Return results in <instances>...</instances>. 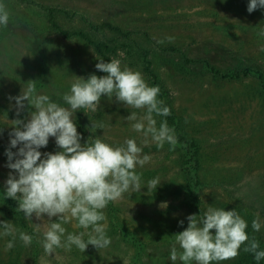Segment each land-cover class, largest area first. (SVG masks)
<instances>
[{
  "label": "rangeland",
  "instance_id": "1",
  "mask_svg": "<svg viewBox=\"0 0 264 264\" xmlns=\"http://www.w3.org/2000/svg\"><path fill=\"white\" fill-rule=\"evenodd\" d=\"M34 1L55 9L57 27L47 11L21 0H4L10 20L0 27V219L13 221L18 229L11 250L5 243L12 237H0V264H172V246L180 250L175 234L187 227L189 215L202 216L209 205L235 208L248 223L249 239L258 240L264 249V228L255 232L251 227L257 214L264 219V81L259 76L264 75V9L249 13L248 0ZM106 24L127 32L120 38L123 46L109 44L117 34ZM82 36L102 45L109 60L120 59L122 67L140 71L149 85L160 87L159 98L173 117L168 124L180 143L174 150L168 144L162 149L155 143L143 145L133 122L123 119L141 110L115 97H102L94 113L78 110L82 143L93 135L91 124H104L95 129L96 136L113 146L135 138L152 160L137 169L145 188L125 193L104 210L112 238L108 248L89 245L81 252L73 246L48 255L41 244L50 226L47 217L29 221L18 202L3 194L11 171L5 166V149L11 121L17 118L9 97L35 81L38 92L64 104L62 95L70 91L75 76L104 75L95 68L101 55ZM169 36L174 39L167 40ZM13 73L19 84L11 80ZM25 104L20 116L27 119L33 109ZM156 118L158 123L166 119ZM190 144L195 146V159L188 156ZM57 150L54 138L41 149ZM157 176L160 185L148 192L147 181ZM64 226L68 232L85 231L75 219ZM19 232L33 235L30 246L19 239ZM221 264L257 261L242 245L237 257Z\"/></svg>",
  "mask_w": 264,
  "mask_h": 264
},
{
  "label": "clouds",
  "instance_id": "2",
  "mask_svg": "<svg viewBox=\"0 0 264 264\" xmlns=\"http://www.w3.org/2000/svg\"><path fill=\"white\" fill-rule=\"evenodd\" d=\"M258 8L264 9V0H248L249 13ZM9 20L10 13L4 0H0V27L7 26ZM173 39L167 37L169 41ZM97 60L95 68L105 74L93 73L87 78L74 75L70 91L62 95L64 104L38 92L35 81L19 95L9 97L15 102L17 118L11 121L9 146L5 149V166L11 171L4 181L3 194L4 198L18 202V209L29 221L33 216L38 220L47 217L50 226L43 233L41 244L48 255L58 248L71 250L73 246L81 252L89 245L98 250L108 248L112 238L104 210L125 193L145 188L142 173L137 169L152 160L135 138L113 146L96 136L95 129L105 127L104 124H91L93 135L82 143L76 121L78 110L94 113L101 108L102 97H115L121 104L141 110L132 111L123 119L133 122L131 127L143 136V145L155 143L162 149L168 144L174 150L180 143L167 119L157 121L158 116L171 115V108L159 98L160 87L149 85L140 71L122 67L118 58ZM25 102L33 109L27 119L20 116ZM50 138H54L58 150L42 152ZM161 181L159 176L148 180V192H155ZM72 219L85 231L68 232L64 224ZM186 219L187 227L175 234L180 250L175 244L172 246L168 257L172 264H221L237 257L242 245L244 252L253 254L257 264L264 260V249L258 240L249 239L248 223L235 208L225 210L209 205L202 216L191 214ZM179 223L183 225L184 221ZM33 224L34 230L39 231V225ZM251 227L259 232L264 228V219L257 214ZM17 231L13 221L0 219V237H12L5 243L6 250L16 246ZM19 239L30 246L34 237L19 232Z\"/></svg>",
  "mask_w": 264,
  "mask_h": 264
},
{
  "label": "trees",
  "instance_id": "3",
  "mask_svg": "<svg viewBox=\"0 0 264 264\" xmlns=\"http://www.w3.org/2000/svg\"><path fill=\"white\" fill-rule=\"evenodd\" d=\"M21 1H23V2H30V4H32V5H36L37 7H39V8H41V9H43V10H45V11H47L48 12V15L50 16V22H51V24L54 26V27H57L58 25H57V23H56V21H55V19H54V11H55V9L54 8H50V7H48V6H46V5H42V4H38L36 1H34V0H21ZM107 25V27L109 28V29H111L115 34H117V37L115 36V37H113L112 39H110V41H109V44H112V46L113 47H115V48H119L120 47V45H122V43L120 42V38H124V36H127V32L126 31H123V30H121L120 28H118V27H114V26H112V25H110V24H106ZM84 39H86V40H89L90 42H91V44L93 45V47L95 48V50H97V53L98 54H100L101 55V58L102 59H104L105 61H109V59H108V55L106 56L105 55V53H102V45H100V44H98V43H94V41H92L91 39H89V38H87V37H84V36H82ZM123 46V45H122ZM105 50H106V48H105ZM100 74H103V72H100ZM29 77H31V80H35V76H30V74L28 75ZM260 76V79L262 80V81H264V75H262V74H260L259 75ZM18 76H16L15 75V73H13V74H11V80L13 81V82H15V83H20L21 82V80L19 79V78H17ZM38 80V79H37ZM43 80H44V78H43ZM28 83H29V81H28ZM164 118H166L167 119V121L169 122V123H172V121H173V117L171 116V115H169V116H167V117H164ZM194 145H192V144H190V145H188L187 146V152L189 153V157H191V156H193V158L195 159V155H196V152H195V150H194ZM196 149H197V147H196ZM189 160V159H188ZM187 163V162H186ZM7 207H9V205L7 204ZM5 208L6 210H9L10 211V209H8V208ZM259 264H264V261L262 260V261H260L259 262Z\"/></svg>",
  "mask_w": 264,
  "mask_h": 264
}]
</instances>
